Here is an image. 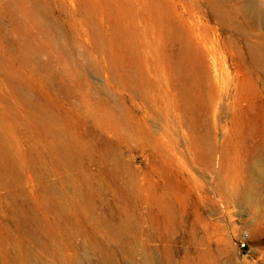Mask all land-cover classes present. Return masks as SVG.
Returning a JSON list of instances; mask_svg holds the SVG:
<instances>
[{"label":"rangeland","instance_id":"1","mask_svg":"<svg viewBox=\"0 0 264 264\" xmlns=\"http://www.w3.org/2000/svg\"><path fill=\"white\" fill-rule=\"evenodd\" d=\"M19 5L0 264H264V0Z\"/></svg>","mask_w":264,"mask_h":264},{"label":"bare ground","instance_id":"2","mask_svg":"<svg viewBox=\"0 0 264 264\" xmlns=\"http://www.w3.org/2000/svg\"><path fill=\"white\" fill-rule=\"evenodd\" d=\"M24 0H0V5L2 4L5 8L11 9V11L18 9L20 7V3H22ZM185 84V83H184ZM185 88V87H184ZM185 91V90H184ZM187 93V92H186ZM186 97V96H185ZM185 99V98H184ZM190 99V98H189ZM192 100V99H191ZM190 102V101H189ZM193 102V101H192ZM192 104V103H191ZM186 108V107H185ZM195 108V107H194ZM192 109V108H191ZM195 111V110H194ZM191 112V111H190ZM193 113V112H192ZM191 113V114H192ZM189 115V114H188ZM190 116V115H189ZM196 117V115H194ZM187 117V116H186ZM186 119V118H185ZM189 120H195V118L191 115ZM190 123V122H189ZM200 124V123H199ZM197 127V126H196ZM255 162V161H254ZM256 165V164H255ZM254 166V164H253ZM255 167V166H254ZM253 168V167H252ZM254 169V168H253ZM251 179V178H250ZM249 180V179H248ZM257 181V180H256ZM252 182V180H251ZM251 185V184H250ZM249 185L246 186V189L243 193L240 195V201L242 203H249L253 200V194L249 191Z\"/></svg>","mask_w":264,"mask_h":264},{"label":"built area","instance_id":"3","mask_svg":"<svg viewBox=\"0 0 264 264\" xmlns=\"http://www.w3.org/2000/svg\"><path fill=\"white\" fill-rule=\"evenodd\" d=\"M246 240H247V234L243 233V235L241 236V243H240V249L241 250L248 251L247 246H246V244H247Z\"/></svg>","mask_w":264,"mask_h":264}]
</instances>
